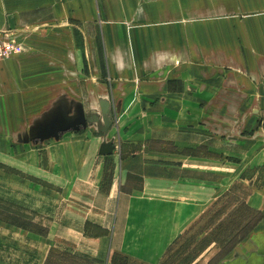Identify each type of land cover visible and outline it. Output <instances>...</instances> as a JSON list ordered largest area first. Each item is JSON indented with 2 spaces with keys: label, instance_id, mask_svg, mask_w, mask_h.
<instances>
[{
  "label": "crops",
  "instance_id": "obj_1",
  "mask_svg": "<svg viewBox=\"0 0 264 264\" xmlns=\"http://www.w3.org/2000/svg\"><path fill=\"white\" fill-rule=\"evenodd\" d=\"M2 28L22 51L0 63V200L44 213V256L161 264L232 193L258 240L220 264H264L244 176L264 164V0H0Z\"/></svg>",
  "mask_w": 264,
  "mask_h": 264
},
{
  "label": "rangeland",
  "instance_id": "obj_2",
  "mask_svg": "<svg viewBox=\"0 0 264 264\" xmlns=\"http://www.w3.org/2000/svg\"><path fill=\"white\" fill-rule=\"evenodd\" d=\"M0 31L18 43L22 51V44L19 42L21 33L17 39L16 35L14 36L7 28H2ZM19 53L1 58L0 63L16 58ZM202 114L209 116V107L202 111ZM107 140L102 139V143L107 141L113 144L110 139ZM4 172L10 173L5 170ZM244 176L249 179L247 182L251 188L260 186L264 183V164L247 168ZM0 183L4 189L3 182ZM247 186L246 184L244 187L247 189ZM261 197L264 212V192ZM42 214L44 215V213L21 211L15 208L13 203L0 200V263L92 264L89 259H83L68 250L60 249L59 244L50 246L44 256L47 243L40 234L45 231V220L40 218ZM59 215L60 213L57 214ZM259 215V210L249 208L242 201L237 202L235 194L220 195L209 208L208 213L199 217L188 231L169 247L161 264H220L226 259L229 260L238 248L244 250L247 246L254 247L258 235L254 233L253 225ZM86 231L95 233L98 230L96 226L89 225Z\"/></svg>",
  "mask_w": 264,
  "mask_h": 264
},
{
  "label": "water",
  "instance_id": "obj_3",
  "mask_svg": "<svg viewBox=\"0 0 264 264\" xmlns=\"http://www.w3.org/2000/svg\"><path fill=\"white\" fill-rule=\"evenodd\" d=\"M80 116V115H79ZM85 125V121L83 117H79L78 119L71 120L68 119H55L49 126L45 127L43 130L38 129V135L36 136L37 139L41 140L47 137H54L57 138L59 134L63 131L74 129L78 130L79 128ZM111 151L110 145H105L102 149V153L106 154Z\"/></svg>",
  "mask_w": 264,
  "mask_h": 264
},
{
  "label": "built area",
  "instance_id": "obj_4",
  "mask_svg": "<svg viewBox=\"0 0 264 264\" xmlns=\"http://www.w3.org/2000/svg\"><path fill=\"white\" fill-rule=\"evenodd\" d=\"M0 31V59L15 55L21 51V46Z\"/></svg>",
  "mask_w": 264,
  "mask_h": 264
},
{
  "label": "trees",
  "instance_id": "obj_5",
  "mask_svg": "<svg viewBox=\"0 0 264 264\" xmlns=\"http://www.w3.org/2000/svg\"><path fill=\"white\" fill-rule=\"evenodd\" d=\"M261 218V216L259 215L258 219L256 220V222ZM256 222L254 223L253 226H255Z\"/></svg>",
  "mask_w": 264,
  "mask_h": 264
}]
</instances>
